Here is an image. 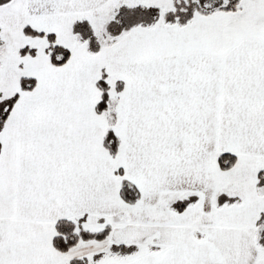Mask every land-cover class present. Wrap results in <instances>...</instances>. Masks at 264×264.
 <instances>
[{
  "label": "snow or ice",
  "instance_id": "6c2138e0",
  "mask_svg": "<svg viewBox=\"0 0 264 264\" xmlns=\"http://www.w3.org/2000/svg\"><path fill=\"white\" fill-rule=\"evenodd\" d=\"M0 264H264V0H0Z\"/></svg>",
  "mask_w": 264,
  "mask_h": 264
}]
</instances>
